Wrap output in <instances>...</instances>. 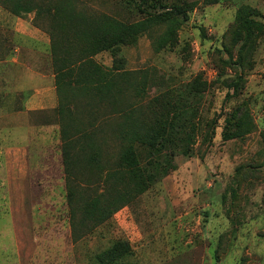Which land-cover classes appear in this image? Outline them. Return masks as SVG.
I'll return each mask as SVG.
<instances>
[{
  "label": "rangeland",
  "instance_id": "1",
  "mask_svg": "<svg viewBox=\"0 0 264 264\" xmlns=\"http://www.w3.org/2000/svg\"><path fill=\"white\" fill-rule=\"evenodd\" d=\"M24 1L40 16L0 5V264H264V0ZM142 21L108 47L110 27ZM128 103L170 139L144 186L119 172ZM93 121L117 210L76 240L62 130Z\"/></svg>",
  "mask_w": 264,
  "mask_h": 264
},
{
  "label": "trees",
  "instance_id": "2",
  "mask_svg": "<svg viewBox=\"0 0 264 264\" xmlns=\"http://www.w3.org/2000/svg\"><path fill=\"white\" fill-rule=\"evenodd\" d=\"M0 5L13 15L35 11V16L39 17L42 11L41 8L32 7L24 0H1ZM173 13L176 16L184 15V12L180 8H174ZM152 24L153 22L150 21H142L138 23L118 24L110 27L109 34L114 40H110L113 42L108 44V47L113 49L119 44H130V40L134 36L146 32ZM116 36H119L118 40H115ZM71 67L72 68L68 69V71L74 68L73 65H71ZM78 69L79 68L76 70ZM110 74L111 73H109V76H111ZM61 76L63 75L56 73L57 80H59ZM69 87H71V85H69ZM126 92V90L122 89L123 95H125ZM55 112L57 117L61 116V119L64 118V107L61 101ZM115 113L119 116V127L117 131L112 133L120 145L119 172L124 177L129 175L132 177L142 176L144 180L142 183L144 186L146 183L152 182L158 177L149 171L158 163L156 155L161 153L160 149L165 145V142L170 141V139L163 128H161L160 131L156 130V128L159 127V120L154 118L150 119L148 117L144 119L145 117L143 116L136 117V108L130 103L122 106L120 111H115ZM169 120L168 123L174 121L173 117L169 118ZM145 121L149 122L144 124ZM89 125L90 130L85 126V129L82 127L83 129L77 132L78 135H81L76 139L69 134L67 138L65 137L69 129L64 127V131L62 130V157L66 175V200L69 223L73 238L76 240L80 236L79 234L84 219L102 212H114L117 210L116 207H112L113 204L109 199L110 191L106 188L108 181L105 180L103 184H100L98 179V174L102 169V165L100 164L102 163V152L99 139H96V135L103 131L102 125L99 124L98 121H93ZM84 134H87L86 139H89V141L93 140V137L94 140L84 145L82 143ZM89 136L90 138H88ZM224 137H226L225 131ZM233 138L232 136H228L226 139L230 140ZM136 149L152 150V152L147 154L150 156L137 158L133 155ZM85 166H93V170L97 173L94 175L93 181L91 182H89L90 180H88L86 174L84 175V172H82L83 169L85 170ZM108 176L111 177L112 175L108 174ZM117 184L120 185L119 183Z\"/></svg>",
  "mask_w": 264,
  "mask_h": 264
}]
</instances>
